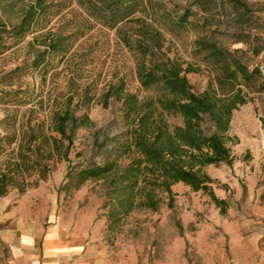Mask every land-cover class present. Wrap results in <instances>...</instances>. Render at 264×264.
Listing matches in <instances>:
<instances>
[{
    "label": "trees",
    "instance_id": "trees-1",
    "mask_svg": "<svg viewBox=\"0 0 264 264\" xmlns=\"http://www.w3.org/2000/svg\"><path fill=\"white\" fill-rule=\"evenodd\" d=\"M0 3L4 13L11 11L16 17L15 22L0 20V55L30 36L27 45L34 56L29 66L42 70L44 75L47 54L57 59L56 66L82 59L83 54L74 53L77 42L98 26L114 31L125 48L135 53L134 73L139 85L157 89L154 96L144 99L128 92L123 79L102 89L97 102L103 108L111 101L120 103L125 130L112 137L106 135L100 143L94 140L91 155L99 156L101 163L71 168L66 175L67 185L77 190L87 181L101 182L112 224L136 208L156 211L160 193L166 195L171 207L172 187L179 183L192 192L208 195L224 214L225 202L215 196L213 181L205 169L232 164L234 158L228 143L233 138L228 134L229 125L239 128L244 123V111L236 107L245 91L264 94V75L257 66L250 68L243 61L240 49H230L215 35L221 34L222 19H228L233 22L232 32L224 34L233 38V43L259 40L257 33L264 30V21L259 24V18L246 2L193 0L203 15L200 24L203 33L193 40L192 54L200 56L213 75L201 93H195L187 79L194 65L183 66L162 51L164 32L173 34L174 28L182 29L190 23L189 7L178 15L168 11L162 0H0ZM67 16L71 19L66 24L71 27L63 32L56 24ZM53 20L54 25L50 26ZM4 37L12 42H3ZM261 50L262 47L253 48L252 53ZM20 70L18 66L11 72ZM69 81L72 83L73 78ZM91 85L79 92V86L74 88L72 84L64 102L54 103L47 126L44 119L28 117L19 134L12 131L0 136V151L16 145L14 157L0 168V196L18 181L23 185L30 171L44 179L55 160L67 159L76 131L90 125L87 114L77 116L75 112L87 108L94 100ZM174 118L180 123L171 122Z\"/></svg>",
    "mask_w": 264,
    "mask_h": 264
},
{
    "label": "rangeland",
    "instance_id": "rangeland-1",
    "mask_svg": "<svg viewBox=\"0 0 264 264\" xmlns=\"http://www.w3.org/2000/svg\"><path fill=\"white\" fill-rule=\"evenodd\" d=\"M162 1L172 14L179 15L187 7L191 9L188 25L174 28L173 34L164 32L162 51L183 66L194 65L187 79L193 91L201 93L213 76L201 57L192 54L193 40L203 33L200 27L203 15L193 0ZM241 1L250 6L261 24L264 0ZM70 19L67 16L56 25L68 32L71 24L66 21ZM0 20L16 21L14 12L2 11L1 3ZM232 24L231 20L222 19L221 34L215 38L230 49H240L243 61L250 68L257 66L264 72V30L257 33V41L233 43V38L224 34L232 32ZM30 40L28 36L0 55V136L12 131L19 134L28 117L44 119L47 126L54 103L64 102L72 84L74 88L79 86L80 92L92 83L90 94L94 100L87 108L75 112L77 116L87 114L90 125L76 131L67 159L55 160L44 179L30 171L23 185L18 181L0 196L1 229L20 220L44 228L55 227L63 241L79 247L78 257L83 264H264V94L245 91L236 107L243 109L244 123L239 128L229 125L228 134L233 138L228 143L234 158L232 164L205 169L213 181L215 196L225 202L224 214L208 195L192 192L179 183L172 187L171 207L166 195L160 193L161 202L156 211L136 208L112 224L102 183L87 181L75 190L67 185L66 175L71 168L77 170L89 162L101 163L99 156L91 155L94 140L100 143L106 135L112 137L125 130L120 103L111 101L103 108L97 102L102 89L119 79L139 99L154 96L157 89L139 85L134 73L135 53L125 48L114 31L94 28L74 49L75 54H83L82 59H73L69 66L66 63L56 66L57 59L47 54L44 75L42 70L29 66L34 56L27 45ZM3 42L12 41L4 37ZM260 47L258 54L252 53L253 48ZM18 66L20 71L11 72ZM69 78H73L72 83ZM28 110L34 113L29 114ZM171 122L179 124L180 120L174 118ZM15 147L12 144L0 151V168L8 158L14 157ZM12 211L16 215L6 220V214Z\"/></svg>",
    "mask_w": 264,
    "mask_h": 264
},
{
    "label": "crops",
    "instance_id": "crops-1",
    "mask_svg": "<svg viewBox=\"0 0 264 264\" xmlns=\"http://www.w3.org/2000/svg\"><path fill=\"white\" fill-rule=\"evenodd\" d=\"M16 211L6 214L11 219ZM78 246L63 241L55 227L14 221L0 228V264H83Z\"/></svg>",
    "mask_w": 264,
    "mask_h": 264
},
{
    "label": "built area",
    "instance_id": "built-area-1",
    "mask_svg": "<svg viewBox=\"0 0 264 264\" xmlns=\"http://www.w3.org/2000/svg\"><path fill=\"white\" fill-rule=\"evenodd\" d=\"M262 75H264V72H261Z\"/></svg>",
    "mask_w": 264,
    "mask_h": 264
}]
</instances>
